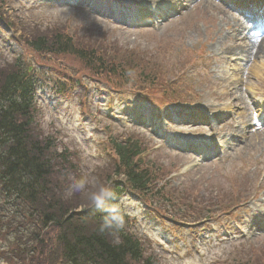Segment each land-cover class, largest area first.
<instances>
[{
	"label": "rangeland",
	"instance_id": "rangeland-1",
	"mask_svg": "<svg viewBox=\"0 0 264 264\" xmlns=\"http://www.w3.org/2000/svg\"><path fill=\"white\" fill-rule=\"evenodd\" d=\"M151 1L171 5L173 0ZM182 1L188 2L169 22L135 29L113 23L109 11L100 15L86 6L69 5L68 0L58 1L53 9L39 0H8L0 4V79L19 57L25 67L32 66L39 91L31 137L49 140L53 154L66 150L72 154L76 174L66 181L57 172L51 182L53 186L60 182L62 193L67 194L62 200H68L67 207L76 206L75 213L91 209L88 197L101 185L113 188L106 181L114 168L101 141L109 137L133 139L143 149L151 147L143 154L142 163L158 175L156 179L171 172L161 197L153 187L154 195L141 201L128 191L121 196L130 221L134 217L139 223L144 258H152V264H264V126H258L257 121V114L264 110L258 107H264V79L255 83L252 74L254 63L264 72V40L254 44L243 41V34L239 37L233 32L240 23L229 17L219 0ZM95 2L122 8L146 1ZM55 35L70 38L75 48L86 53L94 50L106 70L114 65L116 71H101L97 64L88 67L72 54L33 50L31 41L38 37L52 40ZM232 49L237 56L229 61ZM251 58L254 63H246ZM236 59L240 62L231 64V73H227V64ZM243 69L251 82L248 75L243 79ZM251 85L257 88H253L256 95L250 97L243 88ZM115 89L131 96L144 93L150 100L146 102L149 109L155 110L154 120L160 124L163 120L157 109L184 99L192 108L202 103L206 112L215 113L203 115L216 117V126H208L213 121L202 119L192 126L162 123L160 128H140L131 119L139 101L119 96ZM187 130L194 133L187 135ZM232 131L236 133L232 145L211 160H198L191 152L175 148L177 138L198 135L209 139L229 136ZM80 179L85 188L68 195ZM252 196L257 200L250 199ZM166 198L170 204L165 203ZM6 202L0 187V264H60L59 259L50 261L48 254L30 259L11 253L23 252L24 242L34 232L29 224L41 223V219L29 220L28 212L13 219V209ZM196 217L202 218V223L189 222L188 218ZM229 232L233 235L226 236ZM58 236L59 231L48 226L40 239L58 250ZM225 238L233 241H223L229 240ZM33 246L38 250L39 243Z\"/></svg>",
	"mask_w": 264,
	"mask_h": 264
},
{
	"label": "trees",
	"instance_id": "trees-1",
	"mask_svg": "<svg viewBox=\"0 0 264 264\" xmlns=\"http://www.w3.org/2000/svg\"><path fill=\"white\" fill-rule=\"evenodd\" d=\"M31 42L36 51L58 47L63 52L76 54L88 67L97 64L101 71L106 69L102 58L94 50L88 53L79 50L70 38L55 35L52 40L38 37ZM16 65L12 70L2 72L0 79L1 194L7 200L6 206L13 209L11 218H23L22 213L28 212L29 220L40 218L41 223L32 221L29 226L34 232L24 242L23 252L14 250L11 253L17 257L24 254L30 259L36 254H48L50 261L57 263L59 259L60 264H151L150 257L144 258L145 249L141 242L126 227L118 231L115 228L101 231L105 212L81 216L74 213L76 206L67 207L68 200H62L66 199L67 194L62 193L60 182L53 186L51 178L58 172L61 178L68 181V167L60 168L57 162L60 159L67 164L68 159L64 154L51 153L49 140L31 137L34 134L31 130L33 109L30 82ZM116 68L111 65L106 71L112 74ZM130 141L113 142L117 163L114 160L112 174L115 177L122 174L130 188L146 192L151 185V175L140 168V160L135 161L140 154V146L137 141ZM116 195L108 200L109 206L116 205ZM48 226L59 231L58 250L40 239L42 231ZM86 226L90 228L84 230ZM36 242L39 243L38 250L33 246ZM53 254H56V258Z\"/></svg>",
	"mask_w": 264,
	"mask_h": 264
},
{
	"label": "clouds",
	"instance_id": "clouds-1",
	"mask_svg": "<svg viewBox=\"0 0 264 264\" xmlns=\"http://www.w3.org/2000/svg\"><path fill=\"white\" fill-rule=\"evenodd\" d=\"M85 188V181L83 179L78 180L69 190L68 195H71L72 191H80ZM115 197V193L110 187L101 185L97 191L90 193L88 197L89 206L95 207L97 209H104L106 215L100 226V230L104 231L106 229L115 228V230H120L124 227L125 218L121 213L120 208L117 205H112L105 207L107 200Z\"/></svg>",
	"mask_w": 264,
	"mask_h": 264
},
{
	"label": "bare ground",
	"instance_id": "bare-ground-1",
	"mask_svg": "<svg viewBox=\"0 0 264 264\" xmlns=\"http://www.w3.org/2000/svg\"><path fill=\"white\" fill-rule=\"evenodd\" d=\"M261 15H263L264 13L259 12ZM256 56V55H255ZM253 57V56H252ZM256 81L258 80V76L255 75Z\"/></svg>",
	"mask_w": 264,
	"mask_h": 264
}]
</instances>
